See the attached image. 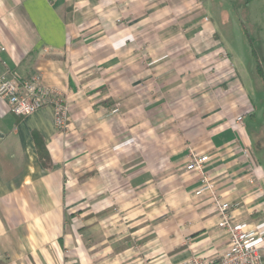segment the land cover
Listing matches in <instances>:
<instances>
[{
  "label": "crops",
  "instance_id": "obj_1",
  "mask_svg": "<svg viewBox=\"0 0 264 264\" xmlns=\"http://www.w3.org/2000/svg\"><path fill=\"white\" fill-rule=\"evenodd\" d=\"M205 5L0 0V77H40L69 109L62 131L52 105L18 117L0 98V261L214 260L230 234L204 177L264 230L263 135ZM192 154L209 158L202 174Z\"/></svg>",
  "mask_w": 264,
  "mask_h": 264
},
{
  "label": "built area",
  "instance_id": "obj_2",
  "mask_svg": "<svg viewBox=\"0 0 264 264\" xmlns=\"http://www.w3.org/2000/svg\"><path fill=\"white\" fill-rule=\"evenodd\" d=\"M0 98L7 101L10 112L18 117L31 115L50 104L55 111L56 126L62 131L67 130L69 109L63 97L40 77L34 76L18 81L1 76ZM238 122H242V117L238 118ZM244 155L251 160L249 150H245ZM192 156L193 160L187 170H195L202 174L204 164L209 158L195 157L193 154ZM215 191V185L204 177V185L198 190V194L209 192L213 195V202L220 212L221 226L226 227L230 234L227 249L214 260L196 255L178 264H264V230L253 227L249 222H235L231 210L239 204L222 202L215 196Z\"/></svg>",
  "mask_w": 264,
  "mask_h": 264
},
{
  "label": "rangeland",
  "instance_id": "obj_3",
  "mask_svg": "<svg viewBox=\"0 0 264 264\" xmlns=\"http://www.w3.org/2000/svg\"><path fill=\"white\" fill-rule=\"evenodd\" d=\"M221 44L229 53L246 94L255 107L248 117L249 130L262 132L254 146L264 172V81L258 75V64L264 71V0H204ZM259 62V63H258Z\"/></svg>",
  "mask_w": 264,
  "mask_h": 264
},
{
  "label": "trees",
  "instance_id": "obj_4",
  "mask_svg": "<svg viewBox=\"0 0 264 264\" xmlns=\"http://www.w3.org/2000/svg\"><path fill=\"white\" fill-rule=\"evenodd\" d=\"M257 71H258V75L264 81V71H263L260 64H258ZM34 140H35V143L37 144L38 149H39L40 160L44 161V166H46L47 168H50L51 167L50 158L48 157V154L46 153L45 146H44L42 139L40 138V136L37 135V133H34ZM0 264H4V263L2 261H0Z\"/></svg>",
  "mask_w": 264,
  "mask_h": 264
}]
</instances>
